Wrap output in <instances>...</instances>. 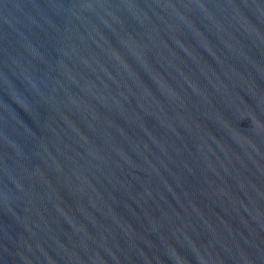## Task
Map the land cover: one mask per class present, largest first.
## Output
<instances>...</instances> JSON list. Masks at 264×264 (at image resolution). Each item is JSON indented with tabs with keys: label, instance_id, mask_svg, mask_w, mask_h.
<instances>
[{
	"label": "water",
	"instance_id": "obj_1",
	"mask_svg": "<svg viewBox=\"0 0 264 264\" xmlns=\"http://www.w3.org/2000/svg\"><path fill=\"white\" fill-rule=\"evenodd\" d=\"M0 264H264V0H0Z\"/></svg>",
	"mask_w": 264,
	"mask_h": 264
}]
</instances>
